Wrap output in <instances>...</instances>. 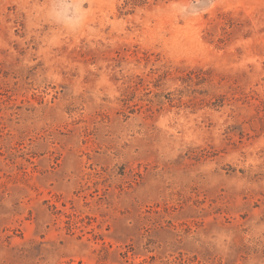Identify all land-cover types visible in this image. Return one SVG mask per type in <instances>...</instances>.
<instances>
[{"label": "rangeland", "instance_id": "rangeland-1", "mask_svg": "<svg viewBox=\"0 0 264 264\" xmlns=\"http://www.w3.org/2000/svg\"><path fill=\"white\" fill-rule=\"evenodd\" d=\"M0 264H264V0H0Z\"/></svg>", "mask_w": 264, "mask_h": 264}]
</instances>
